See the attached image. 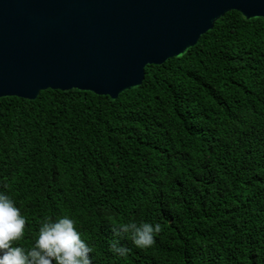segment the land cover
I'll use <instances>...</instances> for the list:
<instances>
[{"label":"trees","instance_id":"1","mask_svg":"<svg viewBox=\"0 0 264 264\" xmlns=\"http://www.w3.org/2000/svg\"><path fill=\"white\" fill-rule=\"evenodd\" d=\"M0 192L26 217L14 245L69 215L92 264H264V18L225 13L116 99L0 98ZM129 220L161 224L151 247Z\"/></svg>","mask_w":264,"mask_h":264},{"label":"water","instance_id":"2","mask_svg":"<svg viewBox=\"0 0 264 264\" xmlns=\"http://www.w3.org/2000/svg\"><path fill=\"white\" fill-rule=\"evenodd\" d=\"M230 11L264 18V0H0V98L75 89L116 99Z\"/></svg>","mask_w":264,"mask_h":264},{"label":"clouds","instance_id":"3","mask_svg":"<svg viewBox=\"0 0 264 264\" xmlns=\"http://www.w3.org/2000/svg\"><path fill=\"white\" fill-rule=\"evenodd\" d=\"M25 225L26 217L13 198L0 192V264H92V248L82 238L71 216L46 218L30 247L14 245L23 238ZM160 231L158 222L136 220H129L117 228L118 234H130L132 242L141 249L151 247ZM111 250L119 256L129 252L116 239L111 241Z\"/></svg>","mask_w":264,"mask_h":264}]
</instances>
